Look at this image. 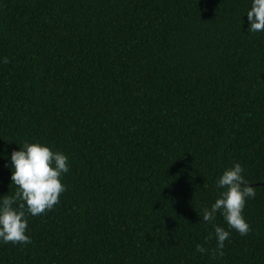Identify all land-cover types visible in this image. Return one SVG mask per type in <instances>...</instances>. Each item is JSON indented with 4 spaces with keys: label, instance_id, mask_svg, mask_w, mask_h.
I'll use <instances>...</instances> for the list:
<instances>
[{
    "label": "trees",
    "instance_id": "obj_1",
    "mask_svg": "<svg viewBox=\"0 0 264 264\" xmlns=\"http://www.w3.org/2000/svg\"><path fill=\"white\" fill-rule=\"evenodd\" d=\"M249 6L0 0V197L24 141L70 161L61 202L28 216L31 244H0V264H264V33L247 32ZM234 163L256 188L252 230L218 256L201 218Z\"/></svg>",
    "mask_w": 264,
    "mask_h": 264
},
{
    "label": "clouds",
    "instance_id": "obj_2",
    "mask_svg": "<svg viewBox=\"0 0 264 264\" xmlns=\"http://www.w3.org/2000/svg\"><path fill=\"white\" fill-rule=\"evenodd\" d=\"M246 16L247 32L264 33V0H250ZM0 62L7 64L9 60L3 57ZM7 166L16 191L0 197V244L27 246L32 243L28 216L46 214L61 202V194L67 191L62 178L70 171V161L66 154L53 151L46 144L24 141L19 150L12 151ZM244 172L240 163L226 168L215 181L217 190H222L219 197L203 209L202 221L213 226L206 240H216L214 255H224L231 230L241 236L252 230L243 213L247 201L255 199L256 188L248 183ZM217 213L223 216L227 229L214 223ZM207 251L203 245L196 246L200 254Z\"/></svg>",
    "mask_w": 264,
    "mask_h": 264
}]
</instances>
